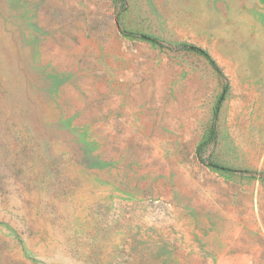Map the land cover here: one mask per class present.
<instances>
[{
  "label": "rangeland",
  "instance_id": "obj_1",
  "mask_svg": "<svg viewBox=\"0 0 264 264\" xmlns=\"http://www.w3.org/2000/svg\"><path fill=\"white\" fill-rule=\"evenodd\" d=\"M0 264H264V0H0Z\"/></svg>",
  "mask_w": 264,
  "mask_h": 264
},
{
  "label": "trees",
  "instance_id": "obj_2",
  "mask_svg": "<svg viewBox=\"0 0 264 264\" xmlns=\"http://www.w3.org/2000/svg\"><path fill=\"white\" fill-rule=\"evenodd\" d=\"M143 37L148 39V40H150V41H152V42H154V43H156V44H159L162 47L166 46L165 43L159 41L158 39L151 38L150 36H146V35H144ZM177 47L188 48L190 50H193L195 52L203 54L211 62V64L215 67V69L218 71V73L224 77V74L222 73L220 67L217 65L215 60L209 55V53L206 50L202 49L201 47H198V46H195V45H188V44L177 45ZM224 88H227V84H225Z\"/></svg>",
  "mask_w": 264,
  "mask_h": 264
}]
</instances>
